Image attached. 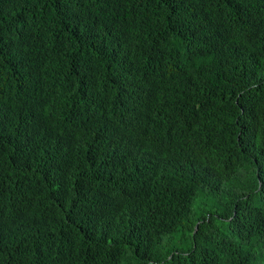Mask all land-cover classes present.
I'll list each match as a JSON object with an SVG mask.
<instances>
[{"label": "trees", "instance_id": "obj_1", "mask_svg": "<svg viewBox=\"0 0 264 264\" xmlns=\"http://www.w3.org/2000/svg\"><path fill=\"white\" fill-rule=\"evenodd\" d=\"M0 264H264V0H0Z\"/></svg>", "mask_w": 264, "mask_h": 264}, {"label": "water", "instance_id": "obj_2", "mask_svg": "<svg viewBox=\"0 0 264 264\" xmlns=\"http://www.w3.org/2000/svg\"><path fill=\"white\" fill-rule=\"evenodd\" d=\"M195 229H196V225H195V227H194V231H195Z\"/></svg>", "mask_w": 264, "mask_h": 264}]
</instances>
